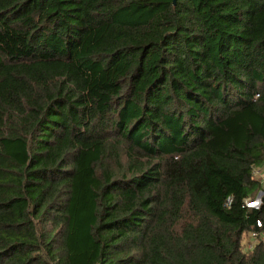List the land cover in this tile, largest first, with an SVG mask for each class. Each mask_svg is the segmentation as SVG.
Returning a JSON list of instances; mask_svg holds the SVG:
<instances>
[{
  "label": "trees",
  "instance_id": "16d2710c",
  "mask_svg": "<svg viewBox=\"0 0 264 264\" xmlns=\"http://www.w3.org/2000/svg\"><path fill=\"white\" fill-rule=\"evenodd\" d=\"M263 169L264 0H0V264H264Z\"/></svg>",
  "mask_w": 264,
  "mask_h": 264
},
{
  "label": "rangeland",
  "instance_id": "374dc122",
  "mask_svg": "<svg viewBox=\"0 0 264 264\" xmlns=\"http://www.w3.org/2000/svg\"><path fill=\"white\" fill-rule=\"evenodd\" d=\"M257 178H260V179H262L263 178V176H264V169L262 170V171H258V172H256V175H255ZM261 192H258V194L256 195V199H254V200H250L249 201V203H252V204H258V197L257 196H261ZM249 239H251V240H253L254 241V236H250L249 237ZM247 246L249 247L250 246V244L249 243H247Z\"/></svg>",
  "mask_w": 264,
  "mask_h": 264
},
{
  "label": "built area",
  "instance_id": "2783aa9c",
  "mask_svg": "<svg viewBox=\"0 0 264 264\" xmlns=\"http://www.w3.org/2000/svg\"><path fill=\"white\" fill-rule=\"evenodd\" d=\"M263 183H264V176H263Z\"/></svg>",
  "mask_w": 264,
  "mask_h": 264
}]
</instances>
